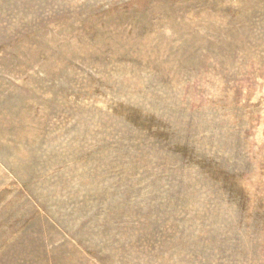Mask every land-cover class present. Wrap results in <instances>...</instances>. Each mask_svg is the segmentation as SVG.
<instances>
[{"label":"rangeland","instance_id":"rangeland-1","mask_svg":"<svg viewBox=\"0 0 264 264\" xmlns=\"http://www.w3.org/2000/svg\"><path fill=\"white\" fill-rule=\"evenodd\" d=\"M0 264H264V0H0Z\"/></svg>","mask_w":264,"mask_h":264}]
</instances>
